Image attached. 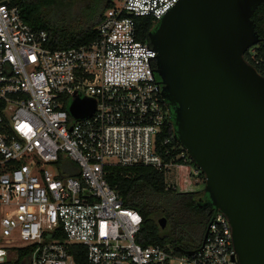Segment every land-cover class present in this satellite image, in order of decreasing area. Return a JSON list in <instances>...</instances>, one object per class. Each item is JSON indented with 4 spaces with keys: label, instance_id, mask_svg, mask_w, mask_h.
Instances as JSON below:
<instances>
[{
    "label": "built area",
    "instance_id": "obj_1",
    "mask_svg": "<svg viewBox=\"0 0 264 264\" xmlns=\"http://www.w3.org/2000/svg\"><path fill=\"white\" fill-rule=\"evenodd\" d=\"M178 1L112 0L93 41L51 50L44 30L0 0V264H75L71 246L84 248L87 264H236L217 211L190 256L142 247L140 214L105 180L107 166H143L163 172L167 188L179 168L201 184L186 151L161 138L172 115L153 73L156 53L138 38L137 19L157 23ZM260 48L244 59L264 74ZM74 98L94 101L91 117H70Z\"/></svg>",
    "mask_w": 264,
    "mask_h": 264
},
{
    "label": "water",
    "instance_id": "obj_2",
    "mask_svg": "<svg viewBox=\"0 0 264 264\" xmlns=\"http://www.w3.org/2000/svg\"><path fill=\"white\" fill-rule=\"evenodd\" d=\"M263 2L179 0L148 35L173 138L227 219L236 264H264V77L244 59L260 42L251 16ZM94 109L74 98L68 113L82 120Z\"/></svg>",
    "mask_w": 264,
    "mask_h": 264
},
{
    "label": "trees",
    "instance_id": "obj_3",
    "mask_svg": "<svg viewBox=\"0 0 264 264\" xmlns=\"http://www.w3.org/2000/svg\"><path fill=\"white\" fill-rule=\"evenodd\" d=\"M11 6H16L21 11L23 21L36 30H44L48 34L47 47L51 50H64L86 45L95 39V26L100 21L105 10L111 7L112 0H104L100 8L91 13L88 20L76 19L75 25L64 26L54 23L43 10L44 5L50 0H9ZM264 11V2L255 10L251 20L255 31L259 34V46L264 56V32L261 30L262 19L259 14ZM139 40L149 42L148 33L155 27V22L150 19H137ZM256 68V67H255ZM263 76L262 70L256 68ZM174 129L170 126L163 129L161 138L166 136L172 139ZM174 140V138H173ZM172 141V140H171ZM204 189V177L199 176ZM105 180L114 189L123 207L138 212L142 222L136 242L142 247L159 246L171 250L180 256L183 252L198 250L212 214L201 209L196 202V196L203 193L195 191L188 178L185 168H179L175 189L167 188L164 173L151 167L135 166L120 167L107 166ZM207 199V196H205ZM167 222L168 229L180 228V234H186L187 245L181 244L178 235L173 238L165 236L166 231L160 229L158 221ZM70 253L75 264H87L84 248L71 246Z\"/></svg>",
    "mask_w": 264,
    "mask_h": 264
},
{
    "label": "rangeland",
    "instance_id": "obj_4",
    "mask_svg": "<svg viewBox=\"0 0 264 264\" xmlns=\"http://www.w3.org/2000/svg\"><path fill=\"white\" fill-rule=\"evenodd\" d=\"M104 3V0H50L49 3L44 5L43 10L46 15L53 21L54 23H58L64 26L75 25L76 19L88 20L90 19L91 13L100 8L101 4ZM259 17L263 20L261 23V30L264 32V11L259 14ZM66 166L70 167V169L75 172L77 171V167L75 164L69 162L68 160H64ZM169 180V179H168ZM173 180V177H172ZM192 182V187L195 191L203 190L202 184H195ZM165 236L167 238H173L174 235L180 236L182 239L181 244L187 245L186 234H180V228H169L167 229Z\"/></svg>",
    "mask_w": 264,
    "mask_h": 264
},
{
    "label": "flooded vegetation",
    "instance_id": "obj_5",
    "mask_svg": "<svg viewBox=\"0 0 264 264\" xmlns=\"http://www.w3.org/2000/svg\"><path fill=\"white\" fill-rule=\"evenodd\" d=\"M152 32V31H151ZM150 33V32H149ZM149 33H148V35H149ZM205 194L204 193H202V194H200V195H198V196H196L197 198H196V202L198 203V204H200V208L201 209H206V210H208V213L209 214H212L213 212H214V209L210 206V204H209V202H208V200L205 198Z\"/></svg>",
    "mask_w": 264,
    "mask_h": 264
}]
</instances>
